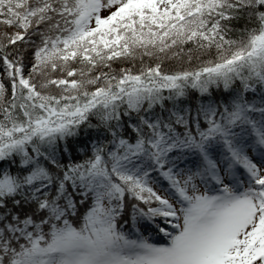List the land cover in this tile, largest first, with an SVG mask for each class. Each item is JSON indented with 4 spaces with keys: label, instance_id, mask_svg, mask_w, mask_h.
I'll list each match as a JSON object with an SVG mask.
<instances>
[{
    "label": "snow or ice",
    "instance_id": "6c2138e0",
    "mask_svg": "<svg viewBox=\"0 0 264 264\" xmlns=\"http://www.w3.org/2000/svg\"><path fill=\"white\" fill-rule=\"evenodd\" d=\"M0 264H264V0H0Z\"/></svg>",
    "mask_w": 264,
    "mask_h": 264
}]
</instances>
